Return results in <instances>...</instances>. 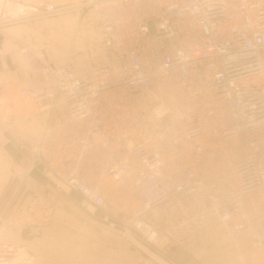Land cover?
Listing matches in <instances>:
<instances>
[{"label":"built area","instance_id":"1","mask_svg":"<svg viewBox=\"0 0 264 264\" xmlns=\"http://www.w3.org/2000/svg\"><path fill=\"white\" fill-rule=\"evenodd\" d=\"M72 12L63 62L21 46L30 87L0 86L4 146L28 157L1 201L0 264L34 263L3 239L40 237L59 195L148 250L217 224L264 264V0H0V30ZM32 119L36 143L14 133Z\"/></svg>","mask_w":264,"mask_h":264},{"label":"crops","instance_id":"2","mask_svg":"<svg viewBox=\"0 0 264 264\" xmlns=\"http://www.w3.org/2000/svg\"><path fill=\"white\" fill-rule=\"evenodd\" d=\"M14 1L30 5L45 1L55 7L69 9L85 0ZM76 18L77 13L72 12L63 16H54L1 29L0 86L9 89L30 87L25 75L26 62L18 53V48L21 46L26 45L34 50L44 46V52L50 63H62L67 54L71 29ZM64 31H68V34L63 35ZM15 128L14 133L29 143H36L42 130L41 121L36 119L19 123ZM4 139L5 137L0 134V205L1 201L13 190V171L24 168L28 160L26 155L17 153L15 144L5 147ZM26 185L41 189V184L33 182L31 179L26 181ZM20 201L27 203V196L22 197L21 195ZM52 202L57 208L64 203L56 197H52ZM52 217L50 226L45 228L38 238L24 241L21 235L16 234L15 236H5L3 240L22 244L30 252H33L35 255L33 264H154L152 260L137 258L136 244L133 247L120 239L116 232L106 227L93 226L90 223L93 220L90 216H85V214L70 215L57 210ZM214 225L206 230L207 234L199 233L195 235L196 237L186 240L185 244H181L183 251L195 252L192 254L195 260L193 264H248L249 250L246 238L240 237L235 240V250L232 247H225L224 250H221L224 243L212 229ZM220 232L223 237H226L221 228ZM177 258L179 261L181 260L180 256Z\"/></svg>","mask_w":264,"mask_h":264},{"label":"rangeland","instance_id":"3","mask_svg":"<svg viewBox=\"0 0 264 264\" xmlns=\"http://www.w3.org/2000/svg\"><path fill=\"white\" fill-rule=\"evenodd\" d=\"M56 199H61L64 203L62 202L63 205L59 206V208H57V206L53 204L54 210H55L54 212H56L57 210L58 211L60 210L64 213H67L70 215L84 214L76 205H73L64 196L59 195L58 197H56ZM85 216H87V215H85ZM91 221H90V223L95 227H97V226L104 227V226L98 224L97 222H95L93 220H91ZM212 229L215 231L216 234H218V236L220 238H222L221 240H223L224 244H223L221 250H224L225 247H229V248L232 247L233 250H235V248H236L235 247V241H231L227 237H223L221 232H220V227H218L217 224L214 225ZM207 233H208L207 231L201 232L202 235H205ZM119 238L122 239L123 241L129 243L133 247L136 244L135 253H136V256L138 259L145 258L148 260H152L154 264H188V263L193 264V261H195L194 258L192 257V254H195V252L191 253V252H188L186 250L183 251V249H182L183 245L182 246L181 245L180 246H167V247H165V249L158 250V251H152V250H148L144 246H142V244H140L138 242V239L136 238V236L134 237L133 235H126V236L119 235ZM178 256L181 257L180 261L177 258ZM177 261H178V263H177Z\"/></svg>","mask_w":264,"mask_h":264},{"label":"water","instance_id":"4","mask_svg":"<svg viewBox=\"0 0 264 264\" xmlns=\"http://www.w3.org/2000/svg\"><path fill=\"white\" fill-rule=\"evenodd\" d=\"M30 177L33 178L34 180H36L37 182H40V180H41L40 174L38 172H36L35 170L31 171Z\"/></svg>","mask_w":264,"mask_h":264}]
</instances>
